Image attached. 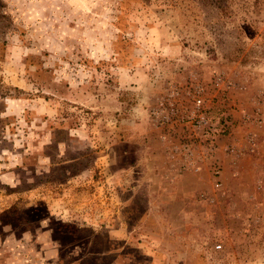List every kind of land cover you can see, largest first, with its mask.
<instances>
[{"label": "rangeland", "instance_id": "rangeland-1", "mask_svg": "<svg viewBox=\"0 0 264 264\" xmlns=\"http://www.w3.org/2000/svg\"><path fill=\"white\" fill-rule=\"evenodd\" d=\"M0 264H264V0H0Z\"/></svg>", "mask_w": 264, "mask_h": 264}, {"label": "built area", "instance_id": "built-area-1", "mask_svg": "<svg viewBox=\"0 0 264 264\" xmlns=\"http://www.w3.org/2000/svg\"><path fill=\"white\" fill-rule=\"evenodd\" d=\"M197 104H198V107H201L202 105V100H198L197 101ZM197 124L201 127V126H204V125H207L208 124V119L207 117L204 115V114H201L197 117ZM222 249V246L221 245H218L217 246V250H221Z\"/></svg>", "mask_w": 264, "mask_h": 264}]
</instances>
